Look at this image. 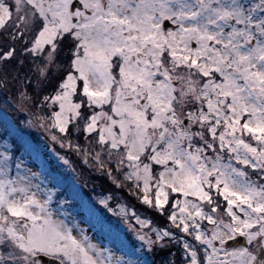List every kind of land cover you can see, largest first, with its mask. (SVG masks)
I'll list each match as a JSON object with an SVG mask.
<instances>
[{
    "label": "snow or ice",
    "instance_id": "1",
    "mask_svg": "<svg viewBox=\"0 0 264 264\" xmlns=\"http://www.w3.org/2000/svg\"><path fill=\"white\" fill-rule=\"evenodd\" d=\"M0 117V264H264V0H0Z\"/></svg>",
    "mask_w": 264,
    "mask_h": 264
},
{
    "label": "rangeland",
    "instance_id": "2",
    "mask_svg": "<svg viewBox=\"0 0 264 264\" xmlns=\"http://www.w3.org/2000/svg\"><path fill=\"white\" fill-rule=\"evenodd\" d=\"M0 121H1L0 125H2V117H0ZM22 130H24V129H22ZM3 134H4V132H3V128H2V126H0V135H3ZM30 134H33L34 138L38 137V139H39V137H40V134H39V133H36L34 130H31V131H30ZM41 142H42V141H41ZM85 191H86V192H88V191L90 192L89 187L86 188ZM89 194H90V193H89Z\"/></svg>",
    "mask_w": 264,
    "mask_h": 264
},
{
    "label": "trees",
    "instance_id": "3",
    "mask_svg": "<svg viewBox=\"0 0 264 264\" xmlns=\"http://www.w3.org/2000/svg\"><path fill=\"white\" fill-rule=\"evenodd\" d=\"M0 123H1V121H0ZM31 136L34 137L33 134H31ZM36 138L38 139V137H36ZM42 142H43V141H42ZM91 187H92V185L90 184V185H89V189H91ZM100 191H101V189H100V188H97V191H96L95 193H93V192H91V191H90V192L88 191L87 193H88V194L90 193L89 195H96V194H98Z\"/></svg>",
    "mask_w": 264,
    "mask_h": 264
}]
</instances>
